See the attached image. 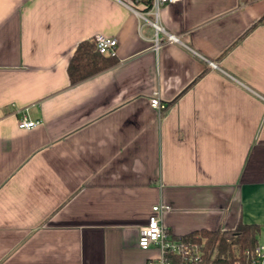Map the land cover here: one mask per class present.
<instances>
[{
    "label": "crops",
    "instance_id": "1",
    "mask_svg": "<svg viewBox=\"0 0 264 264\" xmlns=\"http://www.w3.org/2000/svg\"><path fill=\"white\" fill-rule=\"evenodd\" d=\"M132 1L0 0V264H142L157 204L174 236L264 229V0L165 4L157 52ZM98 33L116 62L71 83Z\"/></svg>",
    "mask_w": 264,
    "mask_h": 264
},
{
    "label": "built area",
    "instance_id": "2",
    "mask_svg": "<svg viewBox=\"0 0 264 264\" xmlns=\"http://www.w3.org/2000/svg\"><path fill=\"white\" fill-rule=\"evenodd\" d=\"M180 0H152L151 5L144 7L145 10L136 9L135 3H131L129 8L143 20L151 25L154 34L151 41V49L155 52L166 44H178L185 46L181 36L168 32L160 22L161 9L165 4L175 3ZM148 14L153 15V19L148 18ZM91 41L94 42L99 53L106 56L115 57L117 49V39L107 37L103 34H95ZM212 67L216 64L208 61ZM151 108L160 112L164 108L157 93L149 100ZM40 124L38 120L30 119L26 114H22L17 120L19 129H32ZM169 208L162 204L152 207V213L148 217L146 224L142 225L138 231V247L143 250L155 249L157 254L149 257L142 264H198L205 256V240L197 241L184 236H174L162 223L161 219ZM249 264H264V244H257L250 252Z\"/></svg>",
    "mask_w": 264,
    "mask_h": 264
},
{
    "label": "trees",
    "instance_id": "3",
    "mask_svg": "<svg viewBox=\"0 0 264 264\" xmlns=\"http://www.w3.org/2000/svg\"><path fill=\"white\" fill-rule=\"evenodd\" d=\"M141 1L144 7H148L152 2ZM115 62V57L99 53L93 41L83 40L77 44L71 55L67 75L71 83H76L112 66ZM259 234V225L238 223L234 229H201L184 237L192 240L198 237L197 241L205 240V256L198 264H249L250 252L258 244Z\"/></svg>",
    "mask_w": 264,
    "mask_h": 264
},
{
    "label": "rangeland",
    "instance_id": "4",
    "mask_svg": "<svg viewBox=\"0 0 264 264\" xmlns=\"http://www.w3.org/2000/svg\"><path fill=\"white\" fill-rule=\"evenodd\" d=\"M258 243H259V244H264V229H262V230L260 231V234H259V236H258Z\"/></svg>",
    "mask_w": 264,
    "mask_h": 264
}]
</instances>
